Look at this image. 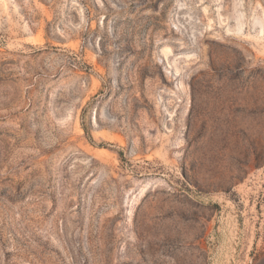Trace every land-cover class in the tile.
Segmentation results:
<instances>
[{
    "label": "rangeland",
    "instance_id": "rangeland-1",
    "mask_svg": "<svg viewBox=\"0 0 264 264\" xmlns=\"http://www.w3.org/2000/svg\"><path fill=\"white\" fill-rule=\"evenodd\" d=\"M0 264H264V0H0Z\"/></svg>",
    "mask_w": 264,
    "mask_h": 264
}]
</instances>
